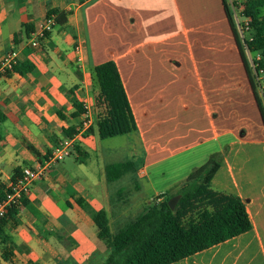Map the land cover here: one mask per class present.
Listing matches in <instances>:
<instances>
[{
    "label": "crops",
    "instance_id": "crops-1",
    "mask_svg": "<svg viewBox=\"0 0 264 264\" xmlns=\"http://www.w3.org/2000/svg\"><path fill=\"white\" fill-rule=\"evenodd\" d=\"M48 12L53 30L30 49ZM12 50L17 68L0 77V196L85 120L72 154L78 168L96 157L91 69L107 61L117 67L142 157L111 183L109 164L97 161L96 175L87 170L83 180L55 164L2 226L0 264H102L109 250L95 213L105 211L114 226L143 197L142 213L223 151L211 185L244 203L251 229L172 264H264V127L222 0H0V59Z\"/></svg>",
    "mask_w": 264,
    "mask_h": 264
},
{
    "label": "trees",
    "instance_id": "trees-1",
    "mask_svg": "<svg viewBox=\"0 0 264 264\" xmlns=\"http://www.w3.org/2000/svg\"><path fill=\"white\" fill-rule=\"evenodd\" d=\"M262 6L264 0L248 1L244 14L251 19L252 52L261 55V67H264V17L258 18V9ZM223 8L264 127V109L255 92L252 73L224 5ZM50 14L48 12L47 16ZM91 79L95 86L99 139L135 132L136 124L115 63L107 61L92 67ZM58 115L62 117L60 113ZM74 133L75 130L69 131L67 137ZM224 153L210 155L183 181L161 191L142 213L113 235L109 231L106 212L100 210L95 213L93 222L97 237L106 242L109 250L102 264H172L248 232L251 223L244 203L238 197L214 189L211 185ZM134 168L133 161L109 164L105 167L106 181H117L133 172ZM175 196H179V200L174 210H170L167 203ZM15 211L16 206L0 221V234L2 226L14 216Z\"/></svg>",
    "mask_w": 264,
    "mask_h": 264
},
{
    "label": "built area",
    "instance_id": "built-area-1",
    "mask_svg": "<svg viewBox=\"0 0 264 264\" xmlns=\"http://www.w3.org/2000/svg\"><path fill=\"white\" fill-rule=\"evenodd\" d=\"M222 1L229 14L236 36L240 42L243 55L252 73L255 92L264 105V67H261V55L252 52L253 37L251 35V19L244 14L245 2L244 0ZM54 24L55 19L53 16L45 17L40 29L27 39L26 45L30 49L39 48L41 42L46 39L47 34L53 30ZM79 52L80 48L76 47L75 53ZM80 60L81 59L78 58V61ZM17 63V51L12 50L4 54L0 59V77H5L13 73ZM84 109L86 110V108ZM87 127L88 120H85L82 127L76 128L75 133L71 137L59 141L42 162H38L32 167L22 169L20 173L15 176L0 199V221L7 216L8 211L12 207L17 206L21 200L30 194L32 186L36 181L46 178L55 164L62 162L72 154L75 142L83 136Z\"/></svg>",
    "mask_w": 264,
    "mask_h": 264
},
{
    "label": "rangeland",
    "instance_id": "rangeland-1",
    "mask_svg": "<svg viewBox=\"0 0 264 264\" xmlns=\"http://www.w3.org/2000/svg\"><path fill=\"white\" fill-rule=\"evenodd\" d=\"M260 99V98H259ZM261 102V100H260ZM261 105L264 109V105L261 102ZM243 131V130H239V133ZM245 132V131H243ZM98 144H97V149L98 152L96 153V157L95 154H91L90 157L85 160L84 165L82 164V166H80L78 168L79 165V161H75V155L71 154L69 157L65 158L63 161L67 164L72 166V172L79 176L80 178H82L83 180V176L86 175L87 170L88 172L94 173L96 175V168H97V161L100 164H110V163H120V162H125V161H135V164H137L136 162L139 161V159L142 157L141 154L139 153L141 148L139 145V141L138 139L133 136V135H123V136H116L113 138H106V139H98L97 140ZM222 153V152H220ZM214 154V153H213ZM212 155V154H211ZM210 156V155H209ZM208 157H206L205 160H208ZM94 157V158H92ZM204 161V160H203ZM201 161V162H203ZM206 162V161H205ZM124 182H122L123 184L126 183L127 178L125 180H123ZM130 188V187H127ZM126 188V189H127ZM128 190V189H127ZM132 192V190H131ZM124 193V191H123ZM135 197V195L130 198L129 197V201L132 202L133 198ZM143 197H137L135 198L136 203L134 204V201L132 202V206L131 209H133L124 219H122L119 223H117V225H111L109 226L110 231L112 233L116 232L118 229H120L122 226H124V224L130 222L131 220H133L138 213H140L142 211L143 208V202H142ZM117 200V198L115 196H113V201ZM129 205H131L129 203Z\"/></svg>",
    "mask_w": 264,
    "mask_h": 264
},
{
    "label": "water",
    "instance_id": "water-1",
    "mask_svg": "<svg viewBox=\"0 0 264 264\" xmlns=\"http://www.w3.org/2000/svg\"><path fill=\"white\" fill-rule=\"evenodd\" d=\"M178 200H179V196H175L168 201L167 204L170 210H174V207Z\"/></svg>",
    "mask_w": 264,
    "mask_h": 264
}]
</instances>
